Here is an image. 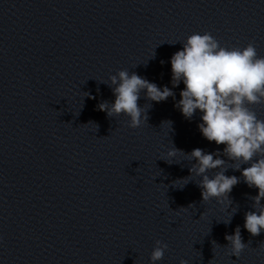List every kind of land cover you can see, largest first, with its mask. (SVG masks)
Returning <instances> with one entry per match:
<instances>
[{
	"label": "clouds",
	"instance_id": "clouds-1",
	"mask_svg": "<svg viewBox=\"0 0 264 264\" xmlns=\"http://www.w3.org/2000/svg\"><path fill=\"white\" fill-rule=\"evenodd\" d=\"M170 63L173 88L181 82L184 84L175 107L187 120L199 110L200 133L207 141L224 148L222 152L209 153L195 148L185 153L173 146L167 156L174 158L183 153L189 161H195L189 168V176L202 177L197 184L202 201L215 199L220 203L227 201L229 205L232 204L229 194L240 178L225 175L227 161L220 157L233 161L232 169L241 171L247 186L258 189V194L251 197L255 210L245 213L243 227L252 236L260 235L264 231V204L261 203L264 199V119L258 118L251 106L264 104V57L258 56L251 42L242 49L222 47L211 33L204 32L188 36L182 49L171 56ZM109 79L114 102H101L98 110L106 112L108 117H129L128 127L133 129L148 120L147 111L139 105L141 92H145L146 99L157 103L175 97L171 88L158 87L128 70H120ZM167 123L171 125L170 121ZM243 164L250 166L241 169ZM212 170L218 171L210 177L208 173ZM225 240L230 246L228 254L237 258L247 246L239 226L234 234H226ZM167 248L166 243L156 241L150 256L152 264L163 259ZM180 264L187 261L181 260Z\"/></svg>",
	"mask_w": 264,
	"mask_h": 264
}]
</instances>
